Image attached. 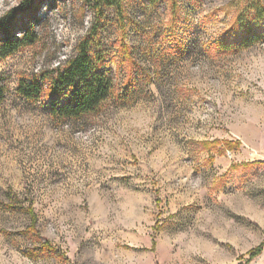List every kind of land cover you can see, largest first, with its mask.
I'll use <instances>...</instances> for the list:
<instances>
[{"label": "rangeland", "instance_id": "rangeland-1", "mask_svg": "<svg viewBox=\"0 0 264 264\" xmlns=\"http://www.w3.org/2000/svg\"><path fill=\"white\" fill-rule=\"evenodd\" d=\"M23 0H0V17ZM256 0H40L0 60V264H264V33ZM264 2V0H263ZM111 97L78 119L47 90L81 43ZM260 249V252L257 251Z\"/></svg>", "mask_w": 264, "mask_h": 264}, {"label": "trees", "instance_id": "trees-1", "mask_svg": "<svg viewBox=\"0 0 264 264\" xmlns=\"http://www.w3.org/2000/svg\"><path fill=\"white\" fill-rule=\"evenodd\" d=\"M40 0H23L19 7L10 10L0 17V60L7 58L24 47L34 45L37 34L32 26H24L22 33L16 34L15 27L21 18H29L39 8ZM89 7L98 13L105 8L114 9L123 18L127 11L129 0H85ZM153 3L174 0H150ZM251 10L259 18H264V2L256 0ZM246 31L241 40L245 47L264 41V33H258L252 26L250 16L241 18ZM47 90H43L38 81L22 84L18 91L27 99L40 95H49L51 115L57 118L78 119L97 111L112 95L114 79L105 68L104 58L91 46L83 42L80 44L76 56L67 66L56 71L52 76ZM6 88L0 81V108L4 102ZM260 252V249L257 253Z\"/></svg>", "mask_w": 264, "mask_h": 264}]
</instances>
